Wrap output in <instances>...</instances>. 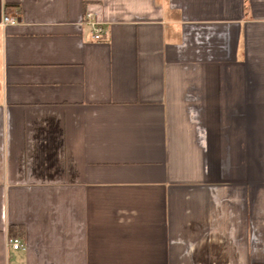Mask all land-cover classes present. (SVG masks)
Instances as JSON below:
<instances>
[{
	"label": "crops",
	"instance_id": "0c3cea01",
	"mask_svg": "<svg viewBox=\"0 0 264 264\" xmlns=\"http://www.w3.org/2000/svg\"><path fill=\"white\" fill-rule=\"evenodd\" d=\"M0 264H264V0H0Z\"/></svg>",
	"mask_w": 264,
	"mask_h": 264
},
{
	"label": "built area",
	"instance_id": "2783aa9c",
	"mask_svg": "<svg viewBox=\"0 0 264 264\" xmlns=\"http://www.w3.org/2000/svg\"><path fill=\"white\" fill-rule=\"evenodd\" d=\"M18 21L16 17L3 16L2 24H15ZM84 21L92 28V36L94 39H100L103 31L102 23H100L91 11H85ZM7 245L12 249L23 248V243L19 237H10L7 240Z\"/></svg>",
	"mask_w": 264,
	"mask_h": 264
},
{
	"label": "trees",
	"instance_id": "16d2710c",
	"mask_svg": "<svg viewBox=\"0 0 264 264\" xmlns=\"http://www.w3.org/2000/svg\"><path fill=\"white\" fill-rule=\"evenodd\" d=\"M9 233H10V235H17L18 234L20 236H23L22 228L17 227V226H13V225L10 226Z\"/></svg>",
	"mask_w": 264,
	"mask_h": 264
}]
</instances>
